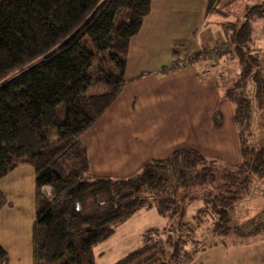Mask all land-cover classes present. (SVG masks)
I'll return each instance as SVG.
<instances>
[{
  "label": "trees",
  "instance_id": "obj_1",
  "mask_svg": "<svg viewBox=\"0 0 264 264\" xmlns=\"http://www.w3.org/2000/svg\"><path fill=\"white\" fill-rule=\"evenodd\" d=\"M151 10L152 0H0V180L22 164L35 170V264H96L97 244L137 211L154 207L167 225L147 230L138 248L115 264L189 262L199 249L197 227L211 219L214 234H229L231 212L252 179L264 177V147L248 146L242 137V161L232 168L180 148L133 177L89 174L79 136L121 92L130 42ZM256 16L264 17V3L248 9L247 18ZM251 30L246 19L230 35V51L218 53L236 56L242 66L239 85L227 90L237 124L255 111L264 121V69L249 46ZM86 37L94 52L83 42ZM97 54L104 63L95 77L90 69ZM59 105L66 110L64 120ZM197 191L204 204L188 221L186 195ZM8 204L0 186V210ZM262 230L264 221L238 234ZM0 264H8L1 246Z\"/></svg>",
  "mask_w": 264,
  "mask_h": 264
},
{
  "label": "rangeland",
  "instance_id": "obj_2",
  "mask_svg": "<svg viewBox=\"0 0 264 264\" xmlns=\"http://www.w3.org/2000/svg\"><path fill=\"white\" fill-rule=\"evenodd\" d=\"M157 5L152 19L159 20L161 14L155 11H164L168 9H174V6L181 2V7L178 5V18L177 26L178 36L171 38L164 43L162 50V57L160 63H164L166 55L170 54L171 59L177 51L181 56H185L189 53L198 51L197 38L199 30L207 28H214L217 31L222 30V37L225 42L227 38L232 34L235 28L239 29L246 19L250 20L251 40L249 46L255 53H258L263 66H264V17L247 18L246 14L250 7L264 3V0H163ZM209 7V10H208ZM202 11L203 19L202 24L198 22L199 19L193 16L198 15ZM200 25V26H199ZM221 26V27H220ZM83 42L91 50L95 51L89 38H84ZM230 43L227 47L218 49L213 52L202 51L205 56H215L222 51H230ZM200 52V51H199ZM135 56L131 54L128 59V72L126 74L128 78L131 77V73L138 71L147 72L152 74V78L155 75L166 76L175 73V69L171 70L168 63L162 65L155 64L154 62L142 64V57L148 59L145 53L135 51ZM191 55V54H189ZM103 54H97L93 67L90 69L91 75H97L98 68L103 65L101 58ZM199 56V55H194ZM204 56V57H205ZM178 56H175V60ZM231 59L237 58L230 55ZM234 57V58H233ZM133 59L136 61L133 64ZM196 65V63L187 64L188 66ZM169 69H168V68ZM186 66H182L180 70H184ZM184 68V69H183ZM239 67L234 64H228L223 70H219L217 73L208 76L205 79L213 78L212 80L217 83L218 87V99L216 102H212L216 106V113L213 112L208 115L207 129L210 134L227 132L228 136L233 131L235 133V141H237L236 147H230L228 143H214L208 144L202 142L196 143L192 139V133L197 129V123L191 124V117L193 114L189 110L197 104V100L194 95L191 97L185 93L182 89L181 83L169 82L168 88H160L156 93H152L151 90L146 89L143 92L138 101V108L144 107L146 111L143 112L145 117L151 119L154 122H160L165 129L169 131L171 139L184 138L185 145L182 148H193L201 151L210 161L221 165L222 167L232 168L238 165L242 161L240 155L241 140L245 141V144L253 147H264V121L262 120L260 113L253 114L251 119H244L241 124H237L234 118L226 112L225 104L226 98L223 97L224 92L229 89L236 88L239 85L241 78V72L238 73ZM179 70H176V72ZM164 72V73H163ZM146 85L152 84L150 79L146 82ZM252 85L249 83L246 88H250ZM159 87V86H157ZM242 91V88H237V92ZM188 92V90H187ZM245 93H247L245 91ZM195 102V103H194ZM212 104V107H213ZM235 107V106H234ZM150 109L151 112H149ZM123 110H126L125 108ZM61 119L66 118V110L63 105L58 106ZM155 127L154 130L148 132V136L155 139L160 137L159 129ZM230 129V130H229ZM243 131L242 136H240ZM135 132L129 131L134 136ZM140 135V131L136 132ZM162 138L164 133H162ZM191 135V136H190ZM139 136V139L144 141V138ZM57 138L56 130L53 129L51 133V140ZM220 141V140H217ZM227 141H230L228 139ZM231 144V143H230ZM221 169V168H220ZM186 193V192H185ZM184 193V195H185ZM204 204V199L201 192H190L186 195V216L185 219L191 221L197 209ZM264 221V177H254L251 185L245 196L240 202H238L234 210L230 214V227L231 231L227 235H218L212 232L213 224L212 220L208 219L202 223L196 229L195 239L198 240L199 249L195 252L194 258L185 263L177 264H264V230L257 234H238V230H254L257 225ZM260 222V223H259ZM168 218L160 215L156 207L151 210L143 209L137 211L131 218L122 222L116 227L115 234L110 238L108 244H99L94 248V252L97 258V264H115L127 253L135 250L141 244V236L149 229L163 228L167 225ZM195 245L191 243L188 245L189 249H192ZM176 264V263H174Z\"/></svg>",
  "mask_w": 264,
  "mask_h": 264
},
{
  "label": "crops",
  "instance_id": "obj_3",
  "mask_svg": "<svg viewBox=\"0 0 264 264\" xmlns=\"http://www.w3.org/2000/svg\"><path fill=\"white\" fill-rule=\"evenodd\" d=\"M161 2L164 1L152 0L151 13L145 18L139 33L130 42L128 59L131 54L135 56V51H139L148 56V59L142 57V64L154 62L163 66L168 63V67L171 70L175 69V73L166 76L155 75L153 78L152 74H147L145 70L131 73L129 78L126 74V82L113 103L89 129L79 136V143L86 149L89 159V174L93 177H133L140 173L147 163L164 159L185 145L184 138L181 141L180 139H171L165 126L145 117L143 115V112L146 111L143 109L144 107L138 108L139 98L143 92H146V89L156 93L160 88H168L169 82L181 83L185 93L190 97L194 95L197 100V104L194 102L195 106L189 110L193 114L190 119L191 124L197 123L198 125L192 133L193 141L198 144L202 142L208 144V141L217 144L226 141L231 148L236 147L237 149L233 131L229 136L227 132L217 133L215 131L213 135L208 132V115L217 111L216 104L214 105L213 102L218 99V87L217 83L212 80L213 78H205L223 70L228 64L237 65L238 73L242 72L240 60L234 57L231 59L228 54L206 55L203 59L197 58L190 62L196 63V65L188 66V68L185 65V69L180 70L181 68H173L175 54L171 59L170 54L167 53L165 62L160 63L159 58L163 55L164 43L178 36L179 31H176L178 29L177 18L179 17L177 7L182 5L180 1H177L178 4L174 6V9L171 8L163 12L155 11L161 14L160 19H152L153 11ZM203 14L202 11L198 15L193 14L199 19L200 25ZM227 39V42L223 40L222 30L217 31L214 28L205 27L198 32V51L189 54L194 56L202 51L215 50L225 43L228 44L230 35ZM178 57L182 56L178 53ZM135 63L136 61L133 59V64ZM128 65L127 62V72ZM176 70L179 71L176 72ZM149 79L152 84L146 85ZM223 97L227 99L223 108L225 107L226 112L234 118L235 103L227 97V91L224 92ZM124 108L126 110H123ZM151 110L153 109H150L149 112ZM160 126L162 127L158 130L160 134L158 139L148 136V132L154 130L155 127L158 129ZM129 131H140L139 136H145L146 140H140L136 132L132 136ZM162 133L166 137L162 138ZM228 139L230 141H227ZM240 155L242 157L241 149ZM0 186L9 203L0 210V246L8 254V264H35L34 227L37 210L35 170L28 164L19 165L0 180ZM48 190L52 191V188L50 186L43 188L44 193ZM110 238L99 244H108Z\"/></svg>",
  "mask_w": 264,
  "mask_h": 264
},
{
  "label": "built area",
  "instance_id": "obj_4",
  "mask_svg": "<svg viewBox=\"0 0 264 264\" xmlns=\"http://www.w3.org/2000/svg\"><path fill=\"white\" fill-rule=\"evenodd\" d=\"M226 48L227 47V44L225 43L224 45H222L221 47H219L218 49H222V48ZM209 52H213V50H209ZM214 54V52H213ZM204 54L203 53H200L199 56H192V55H185V56H182L181 58L180 57H177V59L173 62V68H181L182 66H185L187 65L188 63L192 62L193 60L195 59H203L204 58ZM45 194L47 196H51L52 195V191L51 190H48L47 192L45 191Z\"/></svg>",
  "mask_w": 264,
  "mask_h": 264
}]
</instances>
